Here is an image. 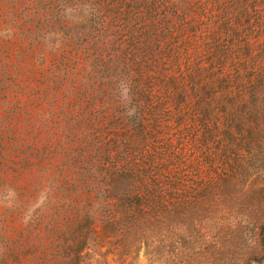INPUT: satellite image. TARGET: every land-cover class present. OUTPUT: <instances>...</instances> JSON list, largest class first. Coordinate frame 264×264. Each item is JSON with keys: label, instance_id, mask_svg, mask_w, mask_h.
Wrapping results in <instances>:
<instances>
[{"label": "rangeland", "instance_id": "374dc122", "mask_svg": "<svg viewBox=\"0 0 264 264\" xmlns=\"http://www.w3.org/2000/svg\"><path fill=\"white\" fill-rule=\"evenodd\" d=\"M193 3L195 14L183 31L175 26L177 33L170 35L176 45L172 56H149L143 79L131 83L148 94L149 148L143 161L151 164L155 182L181 185L190 195L214 184L223 172L217 138L206 144L203 125L211 118L220 126L224 110L243 97L251 64L246 55L250 27L264 28L260 0H247L250 22L234 25L219 21L227 0ZM34 12L22 0H0V264H68L73 258L56 248L60 234L72 236L77 222L67 210L77 188L69 163L79 151L71 142L80 133H112L98 118L125 110L122 104L108 109L103 100L94 101L106 86L102 73H86L63 32L38 26ZM86 18L85 12L66 11L63 27ZM253 43L262 67L264 39ZM78 118L84 129L76 133L72 124ZM261 187L232 200L229 209L206 197L185 225H166L158 238L137 234L125 257L111 240H101L102 215L97 213L94 240L82 249L80 264H264Z\"/></svg>", "mask_w": 264, "mask_h": 264}, {"label": "trees", "instance_id": "16d2710c", "mask_svg": "<svg viewBox=\"0 0 264 264\" xmlns=\"http://www.w3.org/2000/svg\"><path fill=\"white\" fill-rule=\"evenodd\" d=\"M22 1L28 9H35L38 26L63 32L86 73H102L100 81H107L106 86L95 93L94 101L103 100L108 109L119 104L125 109L115 110L108 118L106 114L98 118L104 120L101 127L104 124L112 133L96 132L92 137L80 133L71 142L79 151L69 163L74 176L72 185L77 188L76 201L67 210L77 222L74 234L70 237L60 234L56 245L57 252H63L66 257L72 253L68 264H80L82 249L94 240L97 213L102 215L101 240H111L109 243L117 254L125 257L137 234L147 240L151 232L158 238L166 225H169L167 229L185 225L186 219L201 209L206 197L212 195L218 206L229 209L232 200L255 187L262 185L260 191L264 193V66L257 65L253 43L264 39V28L250 27L246 55L251 64L243 97L224 110L220 126L211 118L203 125L208 132L206 144L217 138L215 144L223 172L214 184L190 195L181 185L155 182L151 164L143 161L149 148V120L144 106L148 94L140 85L131 83L143 79L146 72L141 69L148 67L149 56L162 53L172 56L175 52L176 45L170 44V35L177 33L175 26H181L182 32L185 21L195 14L193 0ZM227 5L218 12L222 24L250 22L247 0H227ZM66 11L85 12L87 18L65 30L62 17ZM223 32L229 35L231 30L226 28ZM261 58L264 60V53ZM82 121L78 118L75 124L71 123L76 133L84 129ZM81 196L85 197L82 201L78 199Z\"/></svg>", "mask_w": 264, "mask_h": 264}]
</instances>
